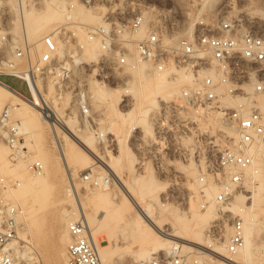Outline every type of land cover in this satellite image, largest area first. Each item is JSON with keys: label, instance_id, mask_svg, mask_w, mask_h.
Returning a JSON list of instances; mask_svg holds the SVG:
<instances>
[{"label": "built area", "instance_id": "1", "mask_svg": "<svg viewBox=\"0 0 264 264\" xmlns=\"http://www.w3.org/2000/svg\"><path fill=\"white\" fill-rule=\"evenodd\" d=\"M170 13V10L152 8L131 18L107 14L98 26H84L87 39L99 42L100 56L97 62L79 63V70L90 72L78 81L71 67L76 65L75 59L82 54L84 44L78 40L75 31L60 34L61 48L53 35L44 36L41 39L43 50L34 58L32 45L11 40L6 22L2 23L0 75L22 81L30 101L43 112L44 103L37 95L39 93L43 98L40 84L49 79L55 81L59 94L70 92L74 95L72 104L80 119L93 125L96 115L89 90L90 79L107 85L123 83L127 79L123 75L125 70L135 68L141 61L149 63L157 73L168 69L183 70L191 80L183 86L177 102L165 103L161 111L162 125H167L158 129L160 150L162 154H168L173 150V140L189 137L188 119L180 120L181 127L173 129L170 116L177 108L216 112L226 126L235 129L237 138L220 151L215 162L208 164L207 173L200 179L202 185H207L209 179L219 185L214 202L223 207L230 203L236 192L248 197L245 172L255 168L251 152L255 148H262L261 170L264 172V34L245 16L227 14L218 17L215 23L197 17L193 32L173 41L179 30H176ZM6 46L11 51L10 56L4 55ZM21 59L26 60V68H20L18 61ZM227 97L231 104L225 103ZM128 104L129 96H123L122 107ZM10 114V107L0 114V140L9 146L11 161L17 162L27 158L28 149L23 143L20 122L12 120ZM29 170L41 175L44 165L35 160L29 164ZM84 179L97 185L89 173ZM7 187L2 179L1 189ZM21 212L18 205L0 206V264H29L20 254L24 244L17 236ZM223 215L228 217L231 228L224 252H217L212 246H199L189 252L176 243L171 247V253L135 264H215L217 261L240 264L237 255L245 245V220L240 214L224 212ZM67 229L71 236L68 264H121L102 261L90 227L82 217L69 221ZM218 233L219 228L214 223L207 235L214 241Z\"/></svg>", "mask_w": 264, "mask_h": 264}, {"label": "rangeland", "instance_id": "2", "mask_svg": "<svg viewBox=\"0 0 264 264\" xmlns=\"http://www.w3.org/2000/svg\"><path fill=\"white\" fill-rule=\"evenodd\" d=\"M2 1L4 0H0V26L2 23L6 22L12 40H15L14 36H18L15 37L18 38L15 41L22 43V45L27 43L24 38L22 27L23 9L21 8L20 1L12 0L9 6L4 5V3L2 4ZM45 1L46 0H27L28 6H26L25 9L28 8L29 12L37 14L41 12L43 14L47 13ZM51 1H54V6L58 8L63 0ZM231 1L233 0H76V3L82 6V11L84 13L98 16L102 22L107 14L115 17L131 18L140 11L146 9L160 8L168 11L170 10L175 28L180 31L178 33L179 36L186 34L185 31L188 30V27H192L191 30L193 31V24L191 23H193L197 17L205 20L207 23H215L218 17L227 14L245 16L254 23V26L259 32L264 34V19H262L264 15V0H234V6L230 4ZM103 8H105L106 11H103ZM260 17L262 18L260 19ZM98 25L99 23L86 19L84 16L67 14L63 20L52 25L49 30H51L50 32L53 33L56 38L61 40V30L62 32L76 31L75 33L78 40L84 41L85 43L84 53L86 47L91 48L96 45L99 49V45L98 42L86 41L85 32L82 29L84 26L96 27ZM142 34L143 31L141 32V35ZM46 35L50 34H45L44 36ZM29 44L32 45L31 42H29ZM59 46L60 48L62 47V45ZM3 51L5 52V56L11 55L8 46H6ZM83 53L77 59L78 63L95 62L100 55L98 51L95 58L85 59ZM18 64L22 69L27 66L26 60L23 59L19 60ZM89 72L90 70L81 71L79 68L74 69L77 81L78 79H83L84 75L86 77V74ZM149 74L152 79L155 78L156 72L151 71V66L149 70H147L148 77H150ZM123 75L127 77L126 81L123 83L119 82L117 84L107 85L95 79H90L88 82L90 95L92 97L93 112L96 115V124L89 125H91L96 131V134H98L97 144L103 152V157L101 158H97L90 150L83 148L84 150L82 151L85 153L84 156L86 159L85 165H80V162L77 163L75 161L65 163L55 145L50 126L42 119L43 113L34 110L33 116H31L29 126L32 134H23V143L28 149L27 158L30 159L31 156H34V159L40 160L44 165V173L47 172V159L53 163H58V161L61 163V167L59 166L55 171L56 177L51 184V195L43 213L40 232L37 234L33 229H30L28 233V238L35 245L39 255V259L36 260V263L68 264L67 250L71 238L70 236H66L65 233L68 229L67 225L63 224V220L70 214L72 208L66 198V188L70 186L67 176V166L76 173L75 181L80 186L79 197L81 201L85 202L89 213L96 212L95 210H97L98 215L103 208L101 206L95 207L93 203H91V193L88 190L89 187L96 188L97 185H93L92 182L84 179L85 174L89 173L92 175L90 173L91 169L98 176L109 178V182L105 183L106 189L104 190L107 199L115 195L114 192H111L115 187L141 184L142 180L140 177H145L150 171L155 182V191L160 190L162 197L161 202L171 207H177L179 212L180 210L187 211L186 208L189 206V203L195 200L199 188L206 187L210 184H216L209 179L207 185H202L200 184V179L207 173L206 168L208 164L212 161H216L220 151L232 143V139L236 137V134H229V132L223 128L226 127L224 126L225 124H223L222 127V124L216 123L217 121H221L218 115H216V112L203 113L205 110L197 108H177V111L172 112L170 116L174 122L173 129L177 130L179 126L181 127L180 120L188 119L187 126L189 129V137L185 140H173V150L168 154H162L160 150L161 141L158 138V129L167 124L165 123L162 125L164 119L161 116L163 113L161 111L165 103L177 102L181 90L176 87H164L159 89L146 80L143 81V90L139 85L131 88L129 82L132 78L135 79V75L131 74L127 69ZM144 77L145 76H141L140 78L145 79ZM0 81L4 84H9L10 87L12 85L13 89L28 96L26 86L22 81L2 75H0ZM42 88L46 91L44 92L45 94L50 91L55 96L57 95V97H69V104L65 107V113H67L69 117L75 119V122L72 123L74 126L86 127L85 123L87 122H83L80 119L78 110L74 108L72 104L74 101V95L72 93L65 92L63 95L59 94L56 83L50 79L43 84ZM91 88H101L105 94H114L117 92L125 94L124 96H129V104L128 106L122 107L121 99L116 107L107 101L105 95L100 101L96 100L93 97ZM154 98H157L159 103L152 107L150 101ZM8 104H13L18 108L22 107V104L14 101L13 97L0 93V105L3 106L0 108V114ZM201 113H203V116ZM12 119L21 122V117L14 111L12 113ZM65 129L70 133L67 125H65ZM223 134L225 135L224 137L221 136ZM0 145L7 146V153L0 159V206H4L11 201V199H9L11 198L9 192H13L18 196L19 191L24 188L25 183L21 178V174L24 172L23 167L27 169L26 166L33 160H29L27 163L24 161L11 163V151L9 146L4 140L0 141ZM157 165L159 167H157ZM29 172L34 174L31 171ZM135 174L141 176H135ZM245 175L247 176L246 179L250 181V183H245V185L251 197L252 189L255 188L254 181L257 178H252L250 172L249 174L245 172ZM93 178L96 180L95 176ZM2 179L8 184L7 188L1 189ZM17 182L19 183L18 185L16 184ZM171 187L172 189L175 188L171 190ZM107 190H110V192ZM195 191L197 192L195 193ZM199 194L201 195V192ZM13 202L22 209L19 218L20 224L22 225L23 223L28 225L30 221L29 216H32L34 210L24 209L19 200ZM245 203H247L248 206L254 204L255 210H258V203L253 202L251 198H246L244 202L238 205L243 206ZM207 204H209V202H207ZM98 209H100V211ZM205 210V208H201L202 212H205ZM221 212H233L234 214H238L235 211L229 210V208ZM155 214L160 216V220L164 223L167 222L168 217L162 208L156 207ZM225 219L228 221V217H225ZM227 223H229V221ZM227 223L225 222V224ZM164 227L168 228L169 226L164 225ZM208 230L209 229L206 230V233ZM20 240L23 241L21 238ZM179 243L182 245L181 242ZM123 244L124 242L122 240H116L115 238L111 239V245L115 249H121ZM197 246H208V244L203 243ZM197 246L194 248H198ZM139 248L140 245L135 244L133 245V252H116L115 255L120 258L123 264H135L136 262H133L131 258L136 255V251L139 250ZM55 249L64 251L63 255L57 258ZM163 254H166V251L158 252L157 256Z\"/></svg>", "mask_w": 264, "mask_h": 264}, {"label": "bare ground", "instance_id": "3", "mask_svg": "<svg viewBox=\"0 0 264 264\" xmlns=\"http://www.w3.org/2000/svg\"><path fill=\"white\" fill-rule=\"evenodd\" d=\"M19 1L21 8L23 9L22 27L24 31V38L25 41L32 43L34 58H36L37 55L43 50L41 44L42 37L45 34L53 35L49 29H51V26L55 25V23H59L60 20H63L67 14H72L74 16L81 15L86 17V19L95 21L96 23H102L98 16L84 13L82 11V6L76 3V0H63L58 8L54 6V1L46 0L45 8L47 13L44 14L42 12L38 14L29 12L28 8L25 9L26 6H28L27 0ZM11 2L12 0H4L1 3L9 6L11 5ZM230 4L234 6L235 1H231ZM102 10L106 11L105 8ZM261 18L262 17H260V19ZM262 19H264V15ZM191 28L192 27H188V30L185 31L187 35L193 32ZM82 30L84 31V29ZM53 36L58 45L63 44L61 39L56 38L55 35ZM15 37L18 36H14V39L17 40L18 38ZM179 37L180 36L177 32L174 38L177 41ZM86 41L91 42L88 39ZM80 42L85 44L84 41ZM98 51L99 49L96 45L91 48L86 47L85 52L83 53L82 51L83 57L85 59L95 58ZM78 58L79 56L75 59L76 65L71 67L73 72L75 68H79V63H81L77 62ZM149 68V64L144 61L139 62L135 68L128 67L127 70L131 74L135 75V79L132 78V80H130L129 86L133 88L134 86L139 85L143 90V81L146 80L150 82L151 85L159 89L164 87H176L177 89L180 88L179 90H182L183 86L187 85L191 80L189 75L183 72V70L179 69H168L163 73L156 72L155 78L152 79L150 74V77L147 75V70H149ZM151 71H153L152 67ZM141 76H145V79L140 78ZM42 87L43 85L40 84V88L43 90V98L39 93L37 95L44 103V112L39 109L33 101H30L26 94H23L10 87L9 84L7 85L6 83L4 84L0 81V93L7 94L13 97L14 101L20 102L22 104L21 108H18L13 104H8L3 109L5 110L7 107H10L11 118L13 111L21 117V122L19 123L21 133L32 134L29 126L30 119L31 116H33L34 110H38V112L40 111L43 113L42 119L44 122L50 126L55 145L65 163L69 161H75L77 163L80 162V165H85L86 159L84 156L85 153L82 151L84 150L83 148L90 150L97 158L103 157V152L97 144L98 134H96V131L91 127V125H89V123H85L86 127L84 128L81 126H74L72 123L75 122V119L69 117L68 114L65 113V107L67 104H69V97H57V95L55 96L50 91L45 94L44 92L46 91ZM91 91L93 92V97L96 100L100 101V99H102L105 95L107 101L116 107L118 106L119 101L125 95L118 92L114 94H105L101 88H91ZM157 103H159L157 98H154L150 101L152 107ZM225 103L231 104V99L229 97L225 98ZM1 107L3 106L0 105V108ZM203 113L211 112L205 111ZM203 113H201L202 116ZM216 123L220 125L222 124L221 126L223 127L224 123L222 120L220 122L217 121ZM65 125L68 126L70 133L66 131ZM223 128L229 132V134H236L234 139L237 138V132L235 129L229 126ZM234 139H232V141H234ZM251 152L255 158V168L249 169L246 172L247 174L250 172L252 178H257V181H254L255 188L252 189L251 197L250 194L247 197L243 193L236 192L233 196L234 201L233 198L231 199L233 202L231 201L227 206L218 207V205L214 202V199L217 195V192L219 191V185L217 183L216 184L218 186L216 184H210L206 187L198 189L201 192V195L199 194L200 192L198 190V193L195 191V200L189 203V206L186 208L187 211L180 210V212L177 207H171L161 202L162 197L160 190L155 191V182L150 171L147 173V175H145V177L135 174V176H141V184L138 183V185H124L122 187H115L111 190V192H114L115 195L112 198L107 199L106 195L104 194L107 178L98 176L91 169L90 173L93 175V177L95 176L97 181L96 188H88L91 193V203H93L95 207L101 206L103 209L99 215L97 210H95L96 212L89 213L85 202L81 201V198L79 197L80 186L75 181L76 173L67 166V176L70 186H67L66 188V198L68 199V203H70L72 208L70 210V214L63 220V224L67 225V222L82 217L90 227V231L97 243L99 255L102 261H116L123 264V262L118 256L115 255V253L133 252V245L135 244H139L140 248L136 251V255L131 258L133 262L158 257L157 253L161 251H166V254H169L171 253V247L179 242L182 243L183 250L189 252L195 251L194 247L203 243L208 244V246L205 247L212 246L215 251L224 252L231 233V228L229 223H227L228 221L225 219L227 216L223 215L224 213L221 211L229 208V210L235 211L242 215L245 220V245L237 255L238 263L264 264V172L261 170L262 148H255ZM6 153L7 146L0 145V159L3 158ZM29 160L35 161L36 159H34V156H31L30 159L22 158L18 161H24L27 163ZM46 162L47 172H43L41 175L35 173L31 174L29 172V163L28 166H26L29 171L23 167L24 172L21 174V178L23 179L25 186L19 191L18 196H16L13 192H9L11 197L9 199H11V201L7 203L16 205L13 201L19 200L21 201L24 209L34 210L32 216H29L30 221L28 225L22 223V225L20 224V227L18 228L19 239L21 238L24 241V243L21 241L24 246H22L23 248L20 247V254L22 258L29 264L36 263V260L39 259V255L35 245L28 238V233L30 229H33V231L37 234L40 232L43 213L51 195V184L56 177L55 171L61 164L60 161H58V163H53L48 159ZM11 163L13 162L11 161ZM117 177L119 178L118 175ZM248 182L250 183V181L246 179L245 183L247 184ZM172 187L171 190L175 188L174 187L172 189ZM107 191L110 192V190ZM246 198H251L253 202L258 203V210H255L254 204L250 206H248L247 203H245L243 206L238 205L239 203L244 202ZM207 202H209V204H205ZM204 204L206 205V210L205 212H202L201 208L204 207ZM156 207L162 208L165 211L166 216L168 217L167 222L164 223L162 220H160V216L155 214ZM98 210L100 211V209ZM225 222L227 224H225ZM214 223H216L218 226L219 233L217 239L213 241L208 237L206 230L209 229V227ZM164 225H168L169 227L165 228ZM65 234L68 237L70 236L69 231H66ZM112 238H115L116 240H122L124 242L123 247L121 249H115L112 247ZM63 253L64 251L55 249V255L57 258L62 256ZM215 264L222 263L217 261Z\"/></svg>", "mask_w": 264, "mask_h": 264}, {"label": "crops", "instance_id": "4", "mask_svg": "<svg viewBox=\"0 0 264 264\" xmlns=\"http://www.w3.org/2000/svg\"><path fill=\"white\" fill-rule=\"evenodd\" d=\"M11 87H12V85H11Z\"/></svg>", "mask_w": 264, "mask_h": 264}]
</instances>
